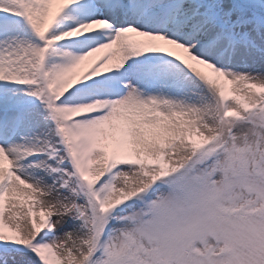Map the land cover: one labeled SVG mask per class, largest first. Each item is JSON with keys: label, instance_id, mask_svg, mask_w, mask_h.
I'll return each instance as SVG.
<instances>
[{"label": "snow or ice", "instance_id": "1", "mask_svg": "<svg viewBox=\"0 0 264 264\" xmlns=\"http://www.w3.org/2000/svg\"><path fill=\"white\" fill-rule=\"evenodd\" d=\"M0 264H264V0H0Z\"/></svg>", "mask_w": 264, "mask_h": 264}]
</instances>
